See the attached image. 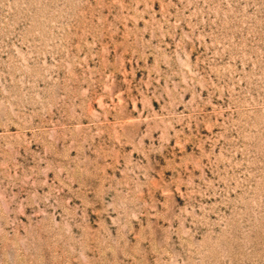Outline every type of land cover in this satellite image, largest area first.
Returning <instances> with one entry per match:
<instances>
[{
  "label": "rangeland",
  "instance_id": "rangeland-1",
  "mask_svg": "<svg viewBox=\"0 0 264 264\" xmlns=\"http://www.w3.org/2000/svg\"><path fill=\"white\" fill-rule=\"evenodd\" d=\"M0 264H264V0H0Z\"/></svg>",
  "mask_w": 264,
  "mask_h": 264
}]
</instances>
